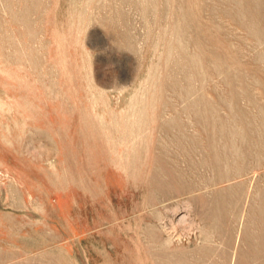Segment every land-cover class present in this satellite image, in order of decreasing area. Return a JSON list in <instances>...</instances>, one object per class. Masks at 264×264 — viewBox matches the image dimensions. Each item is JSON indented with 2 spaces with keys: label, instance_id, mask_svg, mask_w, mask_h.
I'll list each match as a JSON object with an SVG mask.
<instances>
[{
  "label": "rangeland",
  "instance_id": "374dc122",
  "mask_svg": "<svg viewBox=\"0 0 264 264\" xmlns=\"http://www.w3.org/2000/svg\"><path fill=\"white\" fill-rule=\"evenodd\" d=\"M0 264H264V0H0Z\"/></svg>",
  "mask_w": 264,
  "mask_h": 264
}]
</instances>
